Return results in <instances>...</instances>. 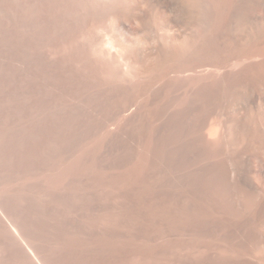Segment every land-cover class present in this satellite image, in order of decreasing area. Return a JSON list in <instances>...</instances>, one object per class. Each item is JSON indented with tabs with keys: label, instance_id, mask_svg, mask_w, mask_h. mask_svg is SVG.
Returning <instances> with one entry per match:
<instances>
[{
	"label": "bare ground",
	"instance_id": "1",
	"mask_svg": "<svg viewBox=\"0 0 264 264\" xmlns=\"http://www.w3.org/2000/svg\"><path fill=\"white\" fill-rule=\"evenodd\" d=\"M0 264H264V0H0Z\"/></svg>",
	"mask_w": 264,
	"mask_h": 264
}]
</instances>
